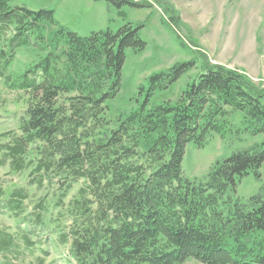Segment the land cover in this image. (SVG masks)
<instances>
[{
	"label": "trees",
	"instance_id": "obj_1",
	"mask_svg": "<svg viewBox=\"0 0 264 264\" xmlns=\"http://www.w3.org/2000/svg\"><path fill=\"white\" fill-rule=\"evenodd\" d=\"M11 1L0 0V77L30 99L21 135L7 154L14 172L31 168L42 179L55 173L69 181L64 195L85 180L69 203L71 228L60 236L63 244L71 240L76 263L181 264L193 258L264 264V189L246 201L237 197L244 177L260 175L264 141L218 161L204 181H191L182 169L189 143L204 146L210 133L228 135V108L243 112V131L264 134V88L210 63L178 100L150 105L152 92L195 66L184 62L152 75L147 97L113 124L108 103L120 92L126 49L147 46L139 28L128 24L82 37L58 26L54 11ZM47 25L58 26L52 48ZM31 45L47 53L24 73H8L19 50ZM7 193L0 185V214L19 216L21 193ZM31 221L28 229L17 225L16 233L0 227V264H17L35 246L29 237L43 219Z\"/></svg>",
	"mask_w": 264,
	"mask_h": 264
},
{
	"label": "rangeland",
	"instance_id": "obj_2",
	"mask_svg": "<svg viewBox=\"0 0 264 264\" xmlns=\"http://www.w3.org/2000/svg\"><path fill=\"white\" fill-rule=\"evenodd\" d=\"M120 1L123 0H12L11 3L30 10H52L58 26L82 37L107 29L116 32L128 24L139 28V36L147 46L144 50L126 49L121 89L108 103L113 124H118L122 116L136 109L147 97L152 75L184 62L195 61V66L168 88L152 92L150 105L178 100L188 83L197 79L210 63L237 70L264 88V0H129L140 6ZM58 26L45 27L51 48ZM46 53L36 45L22 48L7 72L18 76ZM29 99L27 92L9 88L0 77V185L8 191V198L12 191H19L23 197L19 216L0 214V227L16 233L17 225L28 229L33 217L40 215L43 223L29 237L35 246L24 250L27 256L16 263L77 264L72 258L71 240L63 244L60 236L71 228L69 203L86 185L85 180L72 183L64 195L69 181L63 182L55 173L42 179L39 174L31 175V168L14 172L7 154L8 146L21 135L20 121ZM228 109L231 128L225 138L210 133L204 146L187 145L182 169L191 181H204L218 161L264 141V134L243 131V112ZM259 173L258 176L252 172L238 183L237 197L241 201L264 189V163ZM181 264L204 263L190 258Z\"/></svg>",
	"mask_w": 264,
	"mask_h": 264
}]
</instances>
